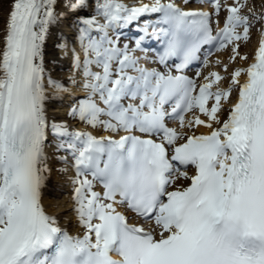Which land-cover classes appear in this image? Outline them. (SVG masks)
I'll list each match as a JSON object with an SVG mask.
<instances>
[{
    "label": "snow or ice",
    "instance_id": "snow-or-ice-1",
    "mask_svg": "<svg viewBox=\"0 0 264 264\" xmlns=\"http://www.w3.org/2000/svg\"><path fill=\"white\" fill-rule=\"evenodd\" d=\"M212 3L214 12L184 10L173 0L136 7L105 0L98 9L105 23L94 16L80 20L89 95L70 115L93 128L125 133L115 138L49 121L45 41L57 18L56 0H13L0 48V264H264V39L255 62L237 68L227 89L213 91L224 79L218 72L205 76L203 84L183 75L203 46L220 51L232 45L234 61L239 42L250 39L249 15L241 11L247 0L227 7L224 26L215 34L211 17L222 5ZM84 6L86 0H76L69 8ZM145 13H158L159 19L145 25L136 48L152 27V35L164 38L159 62L167 67L178 59L175 69L181 74L139 66L127 44L121 48L109 37L112 25L129 24ZM93 29L104 35L93 39ZM80 64L76 54L75 67ZM93 64L102 71H92ZM242 73L247 74L243 84ZM48 83L66 91L50 77ZM236 87L238 100L221 120L222 101ZM167 120H178L179 129ZM201 125L212 131L184 130ZM49 131L67 137L57 149L74 157L81 235L62 229L41 203L51 173L45 152ZM189 167L193 175L181 170ZM179 178L190 183L169 190ZM97 182L102 192L94 190ZM118 206H127L149 227L130 223Z\"/></svg>",
    "mask_w": 264,
    "mask_h": 264
},
{
    "label": "bare ground",
    "instance_id": "bare-ground-1",
    "mask_svg": "<svg viewBox=\"0 0 264 264\" xmlns=\"http://www.w3.org/2000/svg\"><path fill=\"white\" fill-rule=\"evenodd\" d=\"M227 1L232 3V0ZM247 1L253 3L256 10L253 11L249 8L244 7L241 11L242 14L245 15H256V17L253 16L252 18H249L250 23L253 24L257 21V19H259L260 14L264 13V0ZM73 2H76V0H56L55 13L57 18L49 25L48 35L45 41V87L48 96V99L46 101L48 119L50 122L66 124L69 131H88L98 137L112 135L115 138H119L120 135H124L125 133H112L102 126L93 128L92 126L81 121L78 116L73 117L72 115H70V111L74 106L66 105L67 101L70 99L71 94L73 92H79V89H81V92L83 93L81 95V98L77 99V105L81 100L86 99L89 95V89L85 87L87 78L83 74V61L86 58L85 50L84 45H82L79 39L80 32H77V28L81 23L79 22V24H76V21L82 19L80 15L81 13L87 12L92 13V15L96 17V19L101 24L106 22L105 18L101 14H99L98 11L99 5L103 4L105 0H86V6L75 11L69 8V5ZM117 2L123 3L128 7H136L140 6L141 4H152L155 2V0H117ZM12 3L13 2H11L4 9L0 6V16H2L0 22V48H3L6 19ZM176 3L182 4V1L178 0L176 1ZM183 6L186 7V10H194L203 7V5H199L197 2L191 3V0H186V4H183ZM190 6L192 7L190 8ZM221 10L225 11L226 13H219L218 16L216 15L220 20L217 23V26L222 25L228 15L227 10H225L224 6L221 7ZM204 11L214 12L213 4L209 3L204 5ZM142 22H147V20H144ZM262 25L263 28L259 32V40L254 47L251 45V39L253 37L255 38V33L251 31V28L250 39L241 40L239 42L240 48L244 49L240 54V57L246 56L247 59L240 58V64L237 68H247L255 62L256 53L260 46V41L264 39V20H262ZM107 31L109 35V33H111L112 31V28L109 27ZM239 31L242 32L243 29L241 28L239 29ZM90 35L93 39H100L104 35V33L99 29H93L91 30ZM84 44H87V40L84 41ZM121 45L122 44H118V46L122 48ZM148 52V47H141L140 49H138L136 57H139V66H142L143 64L145 65V62L147 61V56L145 55V53L148 54ZM76 54H79L80 56L81 64L79 68L75 67ZM117 66L118 65L114 63L113 69L115 70ZM91 68L92 71H102V69L95 64L91 65ZM128 71L130 74L137 75L134 69H128ZM49 77L52 80L60 82L66 89V91H58L57 89L52 87L48 83ZM246 79V73H242L239 77L241 84H243ZM229 84L231 85V81ZM238 94L239 88L237 87V94L235 96L234 102L224 110L220 118L221 120H226L228 118V113L231 106L234 105L238 100ZM103 106L104 105L101 103V107ZM195 115H199L201 119H207L201 113H195ZM190 116L191 113H188L187 119H189ZM102 119H107V117H102ZM185 131H188L189 134L195 133L199 135L209 134L212 129L201 125L194 129H186ZM62 140H67V137L60 138L49 131L45 145V152L48 156L47 163L48 167L51 169V173L48 176V179L45 181V185L42 189L41 203L47 213L55 217L59 226H62L64 230L71 232L73 236L81 235L84 230L79 224L78 215L75 211L76 201L74 189L77 185L74 183V179L76 177L74 157L72 156L70 150L61 149L60 153H56L54 151L57 148L58 143H60ZM62 157H66L67 159H62ZM57 167L60 168V170H58ZM181 170H186L189 175H193L195 173V170L192 167ZM188 183H190V181L179 178L177 180V183L169 189L187 186ZM94 190L98 192L103 191V189H101L100 187H94ZM118 210L123 212L126 216L131 215V213H128L124 210L123 206H118ZM133 216L135 218L134 214ZM146 226L149 227V224L147 223Z\"/></svg>",
    "mask_w": 264,
    "mask_h": 264
},
{
    "label": "rangeland",
    "instance_id": "rangeland-1",
    "mask_svg": "<svg viewBox=\"0 0 264 264\" xmlns=\"http://www.w3.org/2000/svg\"><path fill=\"white\" fill-rule=\"evenodd\" d=\"M11 2H13V0H0V6L1 8H5L7 7ZM245 8H249L251 10H256V8H254V4L250 3L249 1H247L246 7ZM249 15V14H247ZM256 17V15L254 14H250L249 18L252 17ZM2 16H0V22H1ZM261 20L257 19V21L253 24H251V31L255 33V38L253 37L251 40V45L254 47L258 40H259V29L261 30ZM256 42V43H255ZM244 49L243 48H239V52L240 54L242 53ZM232 45H229L227 48L217 51L214 55L213 58H209L207 61V64H203L201 67V73H205L206 76H208L209 73L212 72H218L220 73V75L222 77H224L223 80H221L218 85H214L215 88L219 87L220 89H227L230 87V81L232 79V73L235 71V69L238 67V65L240 64L239 59L240 57H237L234 61L232 59H230V57L232 56ZM225 65H227V71H225ZM205 77V76H204ZM235 92H236V88H233L232 90V95L229 98V100L226 101H222L224 107L222 112L219 114L220 118L224 112V110L229 107L233 100H234V96H235ZM214 101L209 100V106H211V104ZM197 113V112H196ZM192 113L189 119L192 118ZM186 130V129H185Z\"/></svg>",
    "mask_w": 264,
    "mask_h": 264
}]
</instances>
